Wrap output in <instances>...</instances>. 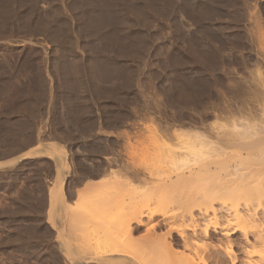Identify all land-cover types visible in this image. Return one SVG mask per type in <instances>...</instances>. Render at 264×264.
I'll list each match as a JSON object with an SVG mask.
<instances>
[{
  "label": "rangeland",
  "instance_id": "374dc122",
  "mask_svg": "<svg viewBox=\"0 0 264 264\" xmlns=\"http://www.w3.org/2000/svg\"><path fill=\"white\" fill-rule=\"evenodd\" d=\"M263 102L264 0H0V157L47 149L0 172V264L139 263L144 229L119 226L156 198L128 174L152 162L151 134L264 119Z\"/></svg>",
  "mask_w": 264,
  "mask_h": 264
},
{
  "label": "bare ground",
  "instance_id": "6f19581e",
  "mask_svg": "<svg viewBox=\"0 0 264 264\" xmlns=\"http://www.w3.org/2000/svg\"><path fill=\"white\" fill-rule=\"evenodd\" d=\"M250 114L240 113L231 117L228 113L231 118H225V124L212 121L202 130L194 132L157 133L151 126V129L144 127L147 132L155 131L153 136L151 134L153 141H150L162 153L161 157L156 150L154 154L150 151L153 158L152 162L149 161L154 165L150 163L144 169L137 165L141 170L130 169L133 161L128 162V174L131 183L149 190L147 193L152 190L156 198L151 194L150 200L146 197L149 203L145 204L144 200V207L134 210L129 217L125 216L119 226L120 230L122 226V232L127 231L129 235L144 229L143 240H147L145 242H148L149 248L155 251L135 257L139 259L137 264H224L219 254L235 261L238 258L233 256L230 236L236 233L239 237L234 244L240 253V264H264V119H255ZM136 134L132 136L137 142V138L143 137L145 132L139 136ZM146 151L138 150V153ZM226 151H231V154L220 158ZM231 159L234 163H230ZM15 163L12 161L10 164ZM60 188L52 192V206L63 197ZM83 198L82 195V201ZM82 201L78 205V212L88 214L89 205ZM217 202L219 208L215 207ZM99 217L103 222V216ZM119 219L116 221L118 225ZM199 220L204 224H198ZM161 229L164 233L156 234ZM212 233H219L223 241L212 243ZM119 252L122 251L114 250L113 258L122 257V253L118 255Z\"/></svg>",
  "mask_w": 264,
  "mask_h": 264
},
{
  "label": "crops",
  "instance_id": "0c3cea01",
  "mask_svg": "<svg viewBox=\"0 0 264 264\" xmlns=\"http://www.w3.org/2000/svg\"><path fill=\"white\" fill-rule=\"evenodd\" d=\"M0 121H9V120L0 119ZM36 150H38V151H36ZM46 151H47L46 147H40L36 142L31 143V144L27 145L26 147H24L22 149H19V150L16 149L14 151V153L10 152V153H8V155L0 157V167H1L0 168V172H10L12 170L16 171L19 168V166L22 163H24L25 161H27V160H32V159L45 157L44 153ZM25 154H26L27 157L25 156ZM29 156H30V158H29ZM12 161H16V163L11 165L10 163ZM54 169H55V165L53 164V170ZM43 183L45 185V195H46V198H47V196L49 195L48 194V190L50 188L49 185H48V184H50L49 179L44 178L43 179ZM19 189H21V185L20 184H18V189L17 190H19ZM12 195L13 194L11 193V194H8L7 196L10 197Z\"/></svg>",
  "mask_w": 264,
  "mask_h": 264
}]
</instances>
